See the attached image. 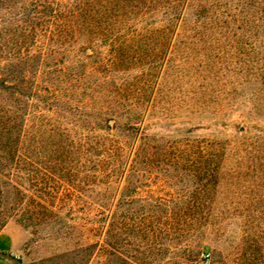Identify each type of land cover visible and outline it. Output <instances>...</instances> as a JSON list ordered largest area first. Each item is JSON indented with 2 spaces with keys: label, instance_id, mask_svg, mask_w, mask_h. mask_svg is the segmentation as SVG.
I'll list each match as a JSON object with an SVG mask.
<instances>
[{
  "label": "rangeland",
  "instance_id": "obj_1",
  "mask_svg": "<svg viewBox=\"0 0 264 264\" xmlns=\"http://www.w3.org/2000/svg\"><path fill=\"white\" fill-rule=\"evenodd\" d=\"M16 10L0 9V66L21 68L25 80L32 78L42 89L49 82L70 79L69 67L82 73V63L96 65L53 62L49 56L55 50L53 43L39 36L30 38L31 28L19 20ZM39 53L44 62L36 61ZM112 74L118 82L153 83L147 95L155 99L143 128L133 134L135 139L132 133L136 130H127L123 123L119 138L138 143L137 137L144 132L148 142L169 152L152 156L147 160V174L138 180L122 177L121 185L112 191H123L126 180L136 182V196L142 198L133 208L145 204L150 210L161 203L213 211L209 230L199 228L189 239L198 253L184 254V243L175 239L149 237L122 241L121 252L132 264H204L203 252L210 256L208 264H264V62H119ZM107 75L98 69L85 78L95 81ZM7 106L0 96V116L5 117ZM36 106L34 102L26 112L18 153L0 150V231L6 227L11 232L19 264H108L110 258L100 247L96 213L100 209L96 194L104 187L89 184L84 177L85 158L77 152L69 158L64 155V162L57 165L40 154L49 134L46 131L54 130L59 119L42 111L44 107H39L41 114L34 112ZM38 116H45V134L43 139L32 140L33 126L40 124ZM155 122L162 127L153 129ZM181 131L191 132L189 138L220 142L221 155L209 162L177 159ZM86 132L79 125L72 130L77 140L74 147ZM32 143L37 147L33 152ZM119 197L114 204H126ZM254 235L260 250L256 254L239 251L240 239Z\"/></svg>",
  "mask_w": 264,
  "mask_h": 264
},
{
  "label": "trees",
  "instance_id": "obj_2",
  "mask_svg": "<svg viewBox=\"0 0 264 264\" xmlns=\"http://www.w3.org/2000/svg\"><path fill=\"white\" fill-rule=\"evenodd\" d=\"M1 8L17 9L19 20L31 28L30 38L39 36L53 43L55 50L49 54L53 62H96V65L82 63V73L74 70V66L69 67L70 79L49 82L42 89L32 78L26 81L21 68L0 66V96H4L11 108L7 106L5 117L0 116V150L12 155L18 153L26 112L35 102L34 112L41 114L44 107L42 111L56 114L59 119L54 130L46 131L49 134L40 154L50 157L57 165L64 162V155L69 158L77 152L85 158L84 177L89 184L104 187L96 194L100 202V209L96 210L98 237L102 241L101 249L111 262L121 260L122 264H132L119 246L130 238L175 239L184 243V254L186 251L198 253L199 248L194 247L193 251L189 239L199 228L204 232L209 230L211 209L170 208L161 203L150 210L145 204L133 208L132 204L142 198L136 196V182L126 180L121 194L112 191L115 185H121L122 177L138 180L147 174V160L152 156L169 153L161 150L160 145L148 142L144 132L137 137L138 143L123 142L119 138L123 123L127 130H136L132 133V140L135 139L133 134L138 135L143 128L155 99L147 95L153 83L118 82L112 73L119 62H264V17H258L264 13V2L0 0ZM44 58L39 53L36 61L44 62ZM98 69H104L108 75L95 81L85 78ZM124 117L126 120L122 122ZM37 118L40 124H34L32 140L43 139L45 134V116ZM77 125L87 132L76 148L72 130ZM161 127L160 122H155L153 129ZM97 132L101 134L96 135ZM187 134L181 131L177 159L209 162L221 155L220 142L189 138ZM53 138L58 141L53 143ZM36 149L32 143L30 151ZM117 195L126 204H114ZM240 240L238 250L242 253L256 254L260 250L255 235Z\"/></svg>",
  "mask_w": 264,
  "mask_h": 264
},
{
  "label": "crops",
  "instance_id": "obj_3",
  "mask_svg": "<svg viewBox=\"0 0 264 264\" xmlns=\"http://www.w3.org/2000/svg\"><path fill=\"white\" fill-rule=\"evenodd\" d=\"M13 236L8 228L0 231V264H19L13 253Z\"/></svg>",
  "mask_w": 264,
  "mask_h": 264
},
{
  "label": "built area",
  "instance_id": "obj_4",
  "mask_svg": "<svg viewBox=\"0 0 264 264\" xmlns=\"http://www.w3.org/2000/svg\"><path fill=\"white\" fill-rule=\"evenodd\" d=\"M202 256L205 259V263L204 264H208L209 263V257H210L209 254H203Z\"/></svg>",
  "mask_w": 264,
  "mask_h": 264
}]
</instances>
